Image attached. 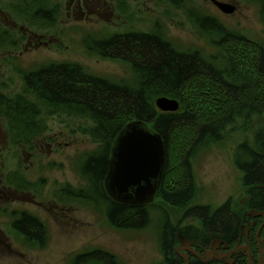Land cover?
<instances>
[{
  "label": "rangeland",
  "instance_id": "obj_1",
  "mask_svg": "<svg viewBox=\"0 0 264 264\" xmlns=\"http://www.w3.org/2000/svg\"><path fill=\"white\" fill-rule=\"evenodd\" d=\"M219 1L235 4L234 13H222L212 0H0V29L15 41L14 45L0 44L1 90L8 96L21 92L25 72L63 61L79 63L92 75L134 83L129 61L87 50L97 41L129 31L155 30L178 50L199 49L215 66L221 65L220 35L201 28L197 20H202L198 18L202 13L215 16L233 32L264 43V10L259 12L257 0ZM40 4L46 9L57 7L53 24L33 17ZM157 96L152 94V98ZM51 109L40 112L44 128L35 131L38 136L31 151L20 142L11 145L7 125L0 120V264H71L74 255L94 248L108 251L122 264H159L164 218L159 208L167 211L180 230L190 223L200 226L192 214L186 215L185 206L217 207L231 199L233 207L248 198L239 169L245 161L240 148L255 147L257 134L264 140V111L257 114L250 106L251 113L243 109V115L234 113L242 116L233 117V124L224 129L230 130L227 134L213 131V141L200 145L191 155L195 190L187 205L176 208L156 196L157 205L150 203L147 208V226L122 229L109 223L104 214L108 205L99 197L89 204L82 196L79 199L65 192L68 184L71 191H87L83 157L96 143L78 127L79 123L91 125V119L74 120L52 114ZM104 153L100 148L99 155ZM94 171L99 175V166ZM15 172L19 178L7 182ZM22 211L43 222V241L27 239L10 227ZM179 243H185L183 237ZM206 244V249L219 253L214 244Z\"/></svg>",
  "mask_w": 264,
  "mask_h": 264
},
{
  "label": "trees",
  "instance_id": "obj_2",
  "mask_svg": "<svg viewBox=\"0 0 264 264\" xmlns=\"http://www.w3.org/2000/svg\"><path fill=\"white\" fill-rule=\"evenodd\" d=\"M257 1L260 3L259 12L263 14L264 0ZM33 13L34 18L51 25L56 21L58 9H46L44 4H40ZM199 16L202 20L197 22L201 28L220 35L217 42L224 57L221 65L215 66L199 49L178 50L155 30L149 33L129 31L97 41L87 50L103 57L129 61L134 83L92 75L79 63L63 61L47 63L25 72L21 92L8 96L0 87V116L7 125L11 144L20 142L21 147L31 151L33 139L38 136L35 131H43L44 128L40 112L44 113L49 108H52V114L57 112L74 120L77 117L91 119V125L78 124L83 134L96 143V147L83 157L87 191H71L69 184L64 190L69 196L71 193L79 199L82 196L89 204L95 203V198L99 197L108 205L104 214L111 225L136 229L147 226L150 220L147 208L155 205L156 201L135 206L112 201L104 191L103 178L116 135L131 120H143L163 140L165 161L156 196L176 208L187 205L195 190L191 155L200 145L213 141V131L227 134L230 130L224 129L233 124L234 116H239L234 113L243 115L242 111H249L250 106L257 114L264 111V43L242 39L238 32L226 28L215 16L203 13ZM5 41L15 44L7 31L0 29V44ZM152 94L176 98L179 108L174 112L159 111ZM254 141L255 147L242 145L240 148L245 153V161L241 167L238 166L242 185L248 187V198L240 205L234 204L232 215L227 211V207L232 206L231 199L217 208L209 204L184 207L186 215L200 218L198 220L205 231V236H202L205 244L202 242L195 246L197 254H188V264H229L216 257L207 261L201 259L206 243L212 245L216 237H221L213 234L215 228L221 230L228 241H233L232 246L239 236L243 242L248 236L254 237L255 231L246 236L242 232L244 227L239 224L264 218V140L257 134ZM100 148L105 149L104 155H99ZM97 166L99 175L94 171ZM9 178L7 182H14L19 174L15 172L14 177ZM159 211L164 217L159 232L163 259L159 264H184V259L176 254L175 249L180 245V238L187 237L185 228L178 230L167 211L161 208ZM13 226L27 239H45L43 222L28 212H20ZM187 228L195 231L193 235H198L195 226ZM251 246L256 248L255 242H251ZM238 253L236 264H248L246 257ZM256 257L255 249L254 260ZM71 264L122 263L108 251L94 248L74 255Z\"/></svg>",
  "mask_w": 264,
  "mask_h": 264
},
{
  "label": "water",
  "instance_id": "obj_3",
  "mask_svg": "<svg viewBox=\"0 0 264 264\" xmlns=\"http://www.w3.org/2000/svg\"><path fill=\"white\" fill-rule=\"evenodd\" d=\"M212 2L222 13L232 14L236 8L231 2ZM154 103L161 112H174L179 108L177 99L166 95L157 96ZM164 161L161 135L148 128L143 120H131L111 145L107 172L103 178L104 191L112 201L121 204L135 206L152 203L161 182ZM209 254L214 255L208 251L207 257ZM183 257L187 264V256L184 254Z\"/></svg>",
  "mask_w": 264,
  "mask_h": 264
},
{
  "label": "flooded vegetation",
  "instance_id": "obj_4",
  "mask_svg": "<svg viewBox=\"0 0 264 264\" xmlns=\"http://www.w3.org/2000/svg\"><path fill=\"white\" fill-rule=\"evenodd\" d=\"M239 35L242 39H247L245 34L239 33ZM1 118L2 117L0 116V120H1ZM7 139H8V137H7ZM8 141H9V139H8ZM9 143L11 144V141H9ZM225 202H223L222 204H224ZM194 205H197V204H194ZM217 207H219V206H217ZM217 207H215V208H217ZM227 208H228L227 211H228L229 215L230 214L232 215V209H234V206L233 207L228 206ZM5 211H6V207H5V209H3V212H5ZM193 217L195 220L200 219V218H197L195 216H193ZM17 218H18V216H17ZM239 224L244 227L245 230H242V232L245 233L246 236H248L251 232L255 231L256 233H255L254 237L251 239L248 236V238H245L244 239L245 241L243 242L242 237L239 236V237H237L235 244L232 246L233 241H231V239H230V241H228L226 238H224L221 230H219L218 228H215V229H213L214 230L213 234L217 235V236H221L220 238L216 237V239L214 240L215 242H213L214 246L219 248V251H218L219 253H215L212 250H208V249H206L207 246H205L204 247V256L201 259L202 260L204 259L205 261H207L210 258L216 257L218 259H222L224 263L226 262L229 264H236L237 256L240 255V253H238V252H241L242 256L246 257L248 264H255V261L257 262V264H264V234H263L264 218L260 219V220H258V219L247 220L244 222H239ZM190 225L195 226L196 230L198 231V235H193L194 234L193 232H195V231L188 230L187 227H190ZM190 225L187 224L183 227V228H185L184 231L187 233L186 234L187 237H185V239H184L186 244L185 243L180 244V246H182L184 248V253L183 254H182V252L180 253V250L182 249V248L179 249L180 246L176 247V249H175L176 254L182 256V258L184 259V264H185V258L183 257L184 254L187 256V264H188V254L189 253L197 254L194 251L195 246L198 245L199 243L201 244L202 242L205 244V239L202 238V236L203 237L205 236V234H204L205 231H203L202 222L200 223L199 227L194 225V224H191V223H190ZM249 225H251V226H249ZM10 227H12V228L14 227L13 222H11ZM251 242H255L256 248L251 246ZM255 249L257 250V257L254 260ZM207 251L214 252V255L209 254V256L207 257ZM244 251L246 253L245 255H244ZM217 256H222V257H217Z\"/></svg>",
  "mask_w": 264,
  "mask_h": 264
}]
</instances>
